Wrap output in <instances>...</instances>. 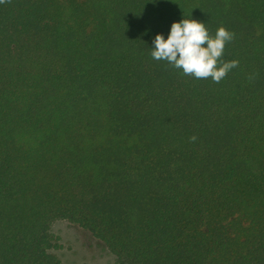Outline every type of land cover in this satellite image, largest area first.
Here are the masks:
<instances>
[{
    "label": "trees",
    "instance_id": "trees-1",
    "mask_svg": "<svg viewBox=\"0 0 264 264\" xmlns=\"http://www.w3.org/2000/svg\"><path fill=\"white\" fill-rule=\"evenodd\" d=\"M182 19L235 34L220 83L151 57ZM57 221L113 264H264V0L0 4V264H63Z\"/></svg>",
    "mask_w": 264,
    "mask_h": 264
},
{
    "label": "clouds",
    "instance_id": "clouds-1",
    "mask_svg": "<svg viewBox=\"0 0 264 264\" xmlns=\"http://www.w3.org/2000/svg\"><path fill=\"white\" fill-rule=\"evenodd\" d=\"M5 3H11V0H0V4ZM234 36L225 27H220L213 37L204 23L195 19H182L171 25L167 39L163 34L155 36L151 57L156 61H165L184 76L220 83L239 66L238 60H223L224 50ZM248 79L251 81L255 76H249ZM196 140V136L190 137V142Z\"/></svg>",
    "mask_w": 264,
    "mask_h": 264
},
{
    "label": "rangeland",
    "instance_id": "rangeland-1",
    "mask_svg": "<svg viewBox=\"0 0 264 264\" xmlns=\"http://www.w3.org/2000/svg\"><path fill=\"white\" fill-rule=\"evenodd\" d=\"M52 232L61 245L56 254L63 264H113L107 245L90 231L69 221H57Z\"/></svg>",
    "mask_w": 264,
    "mask_h": 264
}]
</instances>
